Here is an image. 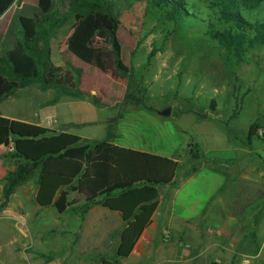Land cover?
Returning <instances> with one entry per match:
<instances>
[{
  "label": "rangeland",
  "instance_id": "374dc122",
  "mask_svg": "<svg viewBox=\"0 0 264 264\" xmlns=\"http://www.w3.org/2000/svg\"><path fill=\"white\" fill-rule=\"evenodd\" d=\"M18 1L2 18L12 22L16 35L21 27L15 15L32 35L34 7L46 10L53 4L61 13L68 8V0ZM143 8L138 3L120 11L119 70L107 37L93 30L92 15H73L51 40L55 64L79 67L81 76L84 66L80 89L97 96L98 105L83 97H56L55 88L34 84L18 89L3 109L18 111L22 104L29 112H49L52 125L38 120L48 127L66 118L102 120L109 138L118 143L177 159L173 186L161 190L164 208L174 202L172 223L154 232L147 229L133 253L118 258V264H264V47L249 49L234 65L206 40L202 28L175 27L158 13L142 16ZM102 24L110 27L107 19ZM11 41L5 34L1 45L11 49ZM151 49L156 53L144 66ZM71 100L90 103L93 113ZM165 108L169 114L161 115ZM97 122L80 123L76 132L100 136L105 128ZM256 122L257 136L248 140ZM7 152L0 149V224L23 229L26 242L15 251H23L33 264H102L103 258H115L123 223L102 212L81 218L53 206L38 207L37 172L14 186L3 206L6 176L18 163ZM70 198L82 202L74 192ZM12 208L28 215L18 219Z\"/></svg>",
  "mask_w": 264,
  "mask_h": 264
},
{
  "label": "trees",
  "instance_id": "16d2710c",
  "mask_svg": "<svg viewBox=\"0 0 264 264\" xmlns=\"http://www.w3.org/2000/svg\"><path fill=\"white\" fill-rule=\"evenodd\" d=\"M15 1L0 0V17ZM138 3L144 6L142 16L158 13L175 27L194 24L202 28L206 40L216 44L223 59L234 65L242 62L249 49L264 47V0H204L199 4L195 0H68V8L62 13L53 4L46 10L34 7L32 35L17 15L14 20L21 27L18 35L12 22L8 26L13 47L0 50V103L18 89L36 84L41 89L55 88L56 97H83L98 105L97 96L80 89L81 68L52 61L51 40L73 15L81 19L92 15L93 30L107 37L119 70L120 11ZM102 19H107L110 27L103 25ZM155 53V49L148 52L144 66ZM258 128L257 122L250 125L248 140L257 136ZM10 143L13 150L6 156L18 163L6 176L3 206L14 186L37 172L34 199L39 206H53L58 213L70 211L81 218L94 205L120 214L123 228L115 258H103L102 264H118V258L131 254L151 223L158 205V187L172 184L179 167L171 156L132 149L109 139L91 140L57 132L0 114V147L7 148ZM71 192L82 196V202L71 199Z\"/></svg>",
  "mask_w": 264,
  "mask_h": 264
},
{
  "label": "crops",
  "instance_id": "0c3cea01",
  "mask_svg": "<svg viewBox=\"0 0 264 264\" xmlns=\"http://www.w3.org/2000/svg\"><path fill=\"white\" fill-rule=\"evenodd\" d=\"M3 15L0 17V50L4 49L3 46L1 45L2 44L1 40L3 39L5 34H7V30H8V26H9L7 21H5V22L3 21V19H2ZM52 53H53V50H51V54ZM65 63L60 62V63H57V65H65ZM66 64H68V63H66ZM82 68H83V74H82L83 76H81L80 83H81V87H84V77L86 75V70H85L84 66H82ZM14 94H12L11 96L3 99L2 102L0 103V114L2 116H5V117H7L9 119H16V120L25 121V122L32 123V124H38V125L44 126L46 128H49V129L57 131V132H61V131L70 132V133L76 134V135H78V136H80L82 138L91 139V140L108 139L109 136L111 135L107 131L108 125L106 126V123L104 121H102V120H100L98 122H97V120H94V119L91 120V121L90 120H88V121H86V120L75 121L73 119L70 120V118L69 119L66 118V119L61 120L60 122L56 121V124L57 123L58 124L55 125V127L54 126L48 127L47 125H44L43 123H41L38 120H42V122H43V121L47 120L48 118H51V115L50 116L48 115L49 112H45V113H43L41 115L38 112H35V111H30L29 112V110H27L25 108V106L22 105V104L21 105L20 104L17 105V107H18L17 110L18 111H14L13 112L10 109L4 110L3 109V102L6 101L9 98H13ZM29 96H31V95L29 94ZM80 102L81 101L71 100L70 104H73V105L82 104V108L84 110L86 109L89 112V114L93 113V108L91 107L90 103L87 104V103H80ZM95 121L102 128H105L104 129L105 130L104 134H102L100 136H83L82 134L76 132V129L78 128V124H80V123H95ZM80 126H85V125H80ZM109 141L110 142H114V143L119 144V145H122V146H125V147L132 148V149H137V150L147 151V152H153V153H156V154H159V155L169 156L170 157V155H165V154H162V153L151 151V150L146 149V148L137 147V146H131V145L123 144V143H118L117 141H115V140H113L111 138H109ZM0 149L4 150L5 147H0ZM171 157H173V156H171ZM174 159H176V158H174ZM176 174H177V172H176ZM175 179H176V175H175ZM171 186H173V183L172 184L160 185L158 187L159 197H158L157 208H156L155 212L152 215L151 223L145 228V230L143 231V233L141 234V236L137 240L133 251L135 250L137 244L141 241L142 235L145 233V231L147 229H149L151 232H154L157 229L158 226L164 225V224L165 225H169V224L172 223V218H173L172 215L174 214V209H173L174 202H172V205L167 206L166 208H164V206L162 205V197H163L162 191L163 192H167V190H169L168 188H170ZM162 188H163V190H162ZM36 189H37V187H36ZM36 189H35V192H36ZM35 192H34V197H35ZM37 206L41 207L39 205H37ZM9 209H6V211L9 210ZM107 209L108 208L102 207L100 205H94V206L91 207V209L89 210L88 214H90V213H93V214L96 213L97 214L98 212H102V213H104V215H110L111 217H113V218L117 219L118 221L122 222L121 216H120V214L118 212L111 211V210L108 209L110 211V213H105L104 210H107ZM2 212H5V211L2 210ZM11 212H13L15 217H17L18 219H19V216L21 215V213L28 215V213H26V212H21L20 209L18 210V209L12 208ZM7 225L8 224L2 223V222L0 224V264H33V262L30 261V258L28 256H26L23 251H20V250L19 251H15L14 248H13V247H16V246L19 247L20 245H22V244H24L26 242L24 236L21 234V232H23V229H21V227H19V225L15 224V225H10L11 226V230H8V226L9 225L8 226ZM6 232H10V234L9 235H4L3 233H6ZM144 242H145V244H148L149 240L145 239ZM133 251L131 252V254L133 253Z\"/></svg>",
  "mask_w": 264,
  "mask_h": 264
},
{
  "label": "built area",
  "instance_id": "2783aa9c",
  "mask_svg": "<svg viewBox=\"0 0 264 264\" xmlns=\"http://www.w3.org/2000/svg\"><path fill=\"white\" fill-rule=\"evenodd\" d=\"M54 122H55V120H53V119H51V118H48V119H47V124H49V125H52ZM6 149H7L8 151H12V150H13V144L10 143L9 146H8ZM165 234H166V236H168L167 233H165Z\"/></svg>",
  "mask_w": 264,
  "mask_h": 264
},
{
  "label": "water",
  "instance_id": "95a60500",
  "mask_svg": "<svg viewBox=\"0 0 264 264\" xmlns=\"http://www.w3.org/2000/svg\"><path fill=\"white\" fill-rule=\"evenodd\" d=\"M159 113L161 115L169 114V108H165L164 110L159 111ZM201 117H205V114L201 115Z\"/></svg>",
  "mask_w": 264,
  "mask_h": 264
}]
</instances>
